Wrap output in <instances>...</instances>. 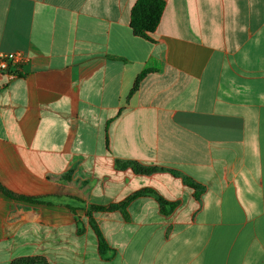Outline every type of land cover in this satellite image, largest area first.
Here are the masks:
<instances>
[{"label": "crops", "instance_id": "obj_1", "mask_svg": "<svg viewBox=\"0 0 264 264\" xmlns=\"http://www.w3.org/2000/svg\"><path fill=\"white\" fill-rule=\"evenodd\" d=\"M165 1L146 40L136 0H0V185L38 199L0 190V264H264V0ZM143 189L175 209L94 213L105 260L88 207Z\"/></svg>", "mask_w": 264, "mask_h": 264}, {"label": "trees", "instance_id": "obj_2", "mask_svg": "<svg viewBox=\"0 0 264 264\" xmlns=\"http://www.w3.org/2000/svg\"><path fill=\"white\" fill-rule=\"evenodd\" d=\"M166 7L165 0H136L132 11H131V28L133 30L134 35L141 37L146 40H152L151 35L156 31L158 25L160 24L162 15L164 13ZM143 75H140L132 88L131 93H134L140 84ZM118 166L121 168H131L134 173L139 175H151L158 171H164L163 168L152 167V166H145L138 162H118ZM172 174L177 175V172L173 170H169ZM185 184L190 188L196 190V197L200 195L202 191V187L197 185L189 178H184ZM0 190L6 194L8 197L17 199V200H24L29 202H37L38 199L31 198V197H24L17 195L0 185ZM142 196H149L156 199L159 203L161 211L164 215L170 214L176 207L175 203H170L165 200L158 192L153 189H143L140 191L135 192L134 194L130 195L126 200L118 203L112 204L109 206H99V205H90L87 210V215L89 217L90 224L94 229L95 233L99 239V248L100 254L105 260H110L113 254V250L108 245L106 239L104 238L95 218L94 213L100 211H114V210H121L124 214L127 213L126 209L128 205L138 197ZM11 264H48L44 258L41 257H27L14 260Z\"/></svg>", "mask_w": 264, "mask_h": 264}, {"label": "built area", "instance_id": "obj_3", "mask_svg": "<svg viewBox=\"0 0 264 264\" xmlns=\"http://www.w3.org/2000/svg\"><path fill=\"white\" fill-rule=\"evenodd\" d=\"M28 60V56L21 51L0 52V74H6L9 78L18 77Z\"/></svg>", "mask_w": 264, "mask_h": 264}]
</instances>
